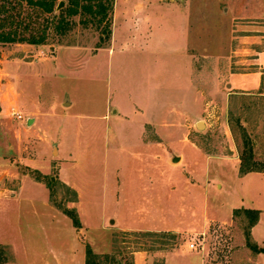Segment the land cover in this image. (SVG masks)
Instances as JSON below:
<instances>
[{
    "label": "rangeland",
    "instance_id": "rangeland-1",
    "mask_svg": "<svg viewBox=\"0 0 264 264\" xmlns=\"http://www.w3.org/2000/svg\"><path fill=\"white\" fill-rule=\"evenodd\" d=\"M66 3L9 12L40 28ZM109 17V36L75 15L45 44L0 42V264H85L87 246L101 264H264V172L239 167L246 136L264 168V0Z\"/></svg>",
    "mask_w": 264,
    "mask_h": 264
},
{
    "label": "trees",
    "instance_id": "trees-1",
    "mask_svg": "<svg viewBox=\"0 0 264 264\" xmlns=\"http://www.w3.org/2000/svg\"><path fill=\"white\" fill-rule=\"evenodd\" d=\"M58 0H0V42L1 43H13V42H26L29 44H45L48 38V28L53 25V28L63 33L69 27V21L66 19L75 15H82L84 17V23L93 21L97 25L106 23L105 33L107 36L110 34L109 23L111 13L114 5V0H67L66 6L58 11L56 23H52V18L44 26L37 28L34 22L31 21V15L28 16V20L18 19L16 16L9 12L10 7H15L18 3L19 6L30 7L36 9L37 12L41 11L44 14H52ZM38 14V13H37ZM35 14L36 17L39 15ZM26 21V22H25ZM31 21V22H29ZM243 148L240 152V171L242 173L248 172H264V168L259 166V162L254 159L252 150L251 139H243ZM241 211L236 209L234 214H239ZM249 219L250 226L254 225L259 218V211L257 209H243L242 210ZM75 226L80 225L79 219L73 216ZM253 250L257 252H264V247H257L252 245ZM3 250L0 247V262L4 261L2 258ZM2 253V254H1ZM85 264H101L98 254L92 251L87 246Z\"/></svg>",
    "mask_w": 264,
    "mask_h": 264
},
{
    "label": "crops",
    "instance_id": "crops-1",
    "mask_svg": "<svg viewBox=\"0 0 264 264\" xmlns=\"http://www.w3.org/2000/svg\"><path fill=\"white\" fill-rule=\"evenodd\" d=\"M232 16L235 17V18H244V17H247V16H242L241 14H238V13H235V12H232ZM260 17H263V16H260ZM261 53L264 54V48L260 51ZM243 74H246V73H243ZM263 78H264V72H263ZM263 92H264V84H263ZM201 264H205L203 258H201V261H200ZM136 264H139L138 263V260L136 262ZM213 264H227V263H213Z\"/></svg>",
    "mask_w": 264,
    "mask_h": 264
},
{
    "label": "built area",
    "instance_id": "built-area-1",
    "mask_svg": "<svg viewBox=\"0 0 264 264\" xmlns=\"http://www.w3.org/2000/svg\"><path fill=\"white\" fill-rule=\"evenodd\" d=\"M7 102H8V112L11 111L12 115H15L18 118H21L22 116L14 109L13 101L11 99H9ZM191 246H193V245H191Z\"/></svg>",
    "mask_w": 264,
    "mask_h": 264
},
{
    "label": "water",
    "instance_id": "water-1",
    "mask_svg": "<svg viewBox=\"0 0 264 264\" xmlns=\"http://www.w3.org/2000/svg\"><path fill=\"white\" fill-rule=\"evenodd\" d=\"M62 5H63V2L60 1V2L58 3V5H57V9H59ZM32 122H33V118H29V119L27 120V123H28V124H30V123H32ZM198 125L201 126L202 123L199 122ZM175 160H176V159L174 158L173 161H175Z\"/></svg>",
    "mask_w": 264,
    "mask_h": 264
}]
</instances>
